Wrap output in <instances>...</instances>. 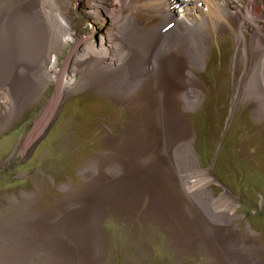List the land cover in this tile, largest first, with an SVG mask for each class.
Masks as SVG:
<instances>
[{"label":"rangeland","instance_id":"rangeland-1","mask_svg":"<svg viewBox=\"0 0 264 264\" xmlns=\"http://www.w3.org/2000/svg\"><path fill=\"white\" fill-rule=\"evenodd\" d=\"M131 1L135 9L123 7L125 14L135 11L146 26L163 21L145 11L147 0ZM230 1L239 29L249 0ZM117 2L105 0L103 9L98 0H68L75 37L109 42L121 27ZM223 26L229 28L213 27L206 39L202 67L172 53L133 96L111 94L95 81L51 113L55 81L14 113L4 93L0 264H264V117L245 94L252 60L236 62L238 37ZM76 46L73 40L60 50L62 70L72 58L67 81L82 56L72 57ZM191 91L194 109L183 99ZM181 146L209 172L212 196L234 199V216L215 223L187 197L176 157Z\"/></svg>","mask_w":264,"mask_h":264},{"label":"bare ground","instance_id":"bare-ground-1","mask_svg":"<svg viewBox=\"0 0 264 264\" xmlns=\"http://www.w3.org/2000/svg\"><path fill=\"white\" fill-rule=\"evenodd\" d=\"M67 1L1 0L0 101L4 93L8 94L13 101L14 113L20 104L49 82L58 81L60 84L51 111L71 91L82 90L95 81H101L104 87L109 86L107 91L111 94L122 95V98L133 96L151 76L157 78L162 62L175 52H184L191 61H195V66L199 64L202 67L207 58L205 41L212 37L213 27L215 30L229 28L223 26L228 23L238 37L236 62L241 64L252 60L245 94L260 104L259 114L264 117V33L260 30L263 29L264 7L259 6L262 0H249L247 13L242 12L245 21L239 29L232 23L230 0H147L145 11L154 10L163 18L156 26H146L135 11L125 14L123 7L133 6L131 0H117L120 7L114 11L122 17L118 19L120 31L115 32L109 42L108 39L103 40L100 46L93 42V37L88 40L75 37L73 22L67 16ZM98 1L105 9V0ZM175 5L180 6L175 8ZM214 5H218L220 10L213 12ZM249 27H256L250 44L247 36ZM73 40L77 46L72 57L82 56L75 62L72 81H67L64 76L71 71L72 58L63 70L59 67L58 58L60 50L63 53ZM192 96L193 91L187 92L183 99L189 108L194 109L191 106H195L197 100ZM46 120L48 123L50 119ZM189 147L178 148L176 156L185 194L215 223L234 216L236 202L229 194L221 198L212 196L208 189L213 180L208 171L197 165Z\"/></svg>","mask_w":264,"mask_h":264},{"label":"clouds","instance_id":"clouds-1","mask_svg":"<svg viewBox=\"0 0 264 264\" xmlns=\"http://www.w3.org/2000/svg\"><path fill=\"white\" fill-rule=\"evenodd\" d=\"M235 53V52H234ZM234 58V57H233Z\"/></svg>","mask_w":264,"mask_h":264}]
</instances>
